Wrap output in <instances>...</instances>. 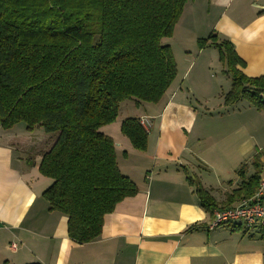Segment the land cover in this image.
Masks as SVG:
<instances>
[{"label": "crops", "instance_id": "1", "mask_svg": "<svg viewBox=\"0 0 264 264\" xmlns=\"http://www.w3.org/2000/svg\"><path fill=\"white\" fill-rule=\"evenodd\" d=\"M190 26L228 41L244 62L240 70L245 76L264 75V0H188L175 30L188 33ZM194 35L189 44L197 39ZM189 48L184 54L193 61L177 69L158 103L126 100L119 105L120 113L121 105L131 101V116L144 121L145 151L133 149L121 134L125 117L118 115L100 128L114 143L120 173L138 191L104 217L101 235L93 242L70 240L67 217L49 211L42 198L52 181L38 166L54 136L41 128L28 132L20 124L0 127V264H264L260 230L207 228L215 209L242 201L227 197L242 183L239 168L245 166L246 176L258 171L254 156L264 180V122L249 105L208 107L210 98L200 99L195 88L207 78L212 65L206 58H213L215 50ZM190 94L199 98L197 104L191 103ZM188 178L214 199L213 211L201 207ZM191 226L197 228L187 231Z\"/></svg>", "mask_w": 264, "mask_h": 264}, {"label": "trees", "instance_id": "2", "mask_svg": "<svg viewBox=\"0 0 264 264\" xmlns=\"http://www.w3.org/2000/svg\"><path fill=\"white\" fill-rule=\"evenodd\" d=\"M188 0H0V127L24 124L54 136L42 154L39 173L52 182L42 198L49 211L67 217V235L77 244L97 240L104 217L137 187L116 164L114 143L100 128L115 122L120 103H158L177 75L171 37ZM199 50L214 47L231 79L224 96L230 106L246 99L264 114V75L247 77L232 45L211 33ZM121 134L145 151L147 132L127 118ZM256 171L242 178L227 200L251 198L260 181ZM201 207L214 199L198 181ZM191 226L187 231L196 229ZM264 240V228L260 229ZM39 264V263H29Z\"/></svg>", "mask_w": 264, "mask_h": 264}, {"label": "rangeland", "instance_id": "3", "mask_svg": "<svg viewBox=\"0 0 264 264\" xmlns=\"http://www.w3.org/2000/svg\"><path fill=\"white\" fill-rule=\"evenodd\" d=\"M199 19H201V18L199 17ZM186 27H187V25H186ZM191 28H193V27L190 26V28H189L190 32H188V33L184 32L185 34L184 33L182 34V30L180 28L175 30V27H174L172 36L168 37V38H164L161 41V43L163 45H168L171 48V50L173 49V52H174L173 54L176 57L175 63H177V65H178V67L177 66L176 67H177V69L179 68V70L184 69L189 63H191L193 61L192 60L193 56H191V54H189V53L184 54L185 51L187 49H190L189 47H191V46L194 47V49L199 50L198 45H197L198 39H205L210 35V33H207V34L204 32L200 33V32L194 31V29H191ZM183 31H185V30H183ZM195 33L198 35L197 39H195L193 44H191V43L189 44L188 41L192 37L195 36L194 35ZM185 38H187V39H185ZM182 39H183V42L181 41ZM212 48L215 50L214 53H212L213 58H211V57L206 58V60L208 61V64L212 65V68L207 71L208 76H207V78H204L203 82H201L202 84L200 85L198 83V88H195L200 93V95H199L200 99H202L203 97L210 98L211 103L208 107H212L213 105H216V104L218 105L219 103L222 104L224 102L225 94L228 93L230 88H231V79L229 78V76H227L224 73L225 67L223 66V64L219 60L218 50L214 47H212ZM184 55H185V57L188 56V58L187 57L185 58ZM203 84H205V86H203ZM188 98L191 101V103H196V104H197V100L199 99L196 95H194V97H193V94H190ZM238 103L242 104L243 106L249 105L250 107H252L254 110L253 111L254 116H261L262 122H264L263 112L260 110H257L255 107H253L246 99H242L235 104H238ZM223 105H224V103H223ZM126 106H129L130 109L128 110V114H125L126 116H123L125 113L124 108H126ZM119 108H120V106H119ZM133 110L134 109L131 105V101L127 102L126 105H121V110H120V113L118 112L119 116L117 119H119V118L121 119V118L125 117V118H123V121H124L127 118H133L134 116H131V115H133V114H131L133 112ZM248 114L251 116L250 113H248ZM20 126H25V125L21 123ZM100 132H102V131L100 130ZM261 133H262V131H261ZM243 230H245V228H243ZM254 230H257V229H249L247 231H254Z\"/></svg>", "mask_w": 264, "mask_h": 264}, {"label": "built area", "instance_id": "4", "mask_svg": "<svg viewBox=\"0 0 264 264\" xmlns=\"http://www.w3.org/2000/svg\"><path fill=\"white\" fill-rule=\"evenodd\" d=\"M141 124H144V121H141ZM263 188L264 180L259 182L258 189L251 198L240 201L232 208L215 209L208 230L224 225H239L245 230L264 228Z\"/></svg>", "mask_w": 264, "mask_h": 264}]
</instances>
